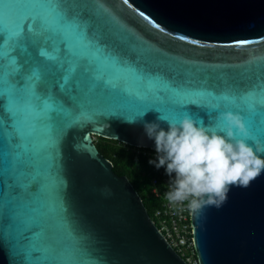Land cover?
Masks as SVG:
<instances>
[{"label": "water", "instance_id": "1", "mask_svg": "<svg viewBox=\"0 0 264 264\" xmlns=\"http://www.w3.org/2000/svg\"><path fill=\"white\" fill-rule=\"evenodd\" d=\"M44 3L0 0V27L13 35ZM64 7L107 56L96 57L75 31L69 50L34 34L13 52L25 83L20 102L0 116V264H188L95 138L156 151L145 124L167 131L161 117L190 114L210 125L219 106L242 116L249 142L264 148V111L251 91L264 80V0H64ZM107 57L124 70L113 71ZM166 84L181 90L169 94L174 110L156 95ZM213 91L239 97L214 101L205 94ZM190 96L199 99L189 106ZM192 227L198 264H264V172L248 187L231 186L221 207L192 215Z\"/></svg>", "mask_w": 264, "mask_h": 264}, {"label": "clouds", "instance_id": "2", "mask_svg": "<svg viewBox=\"0 0 264 264\" xmlns=\"http://www.w3.org/2000/svg\"><path fill=\"white\" fill-rule=\"evenodd\" d=\"M168 122L144 125L148 139L154 140L156 157L148 163L164 168L169 177L168 202L203 217L210 206L221 207L231 186L248 187L264 172V148H254L243 117L222 112L216 122L206 125L202 118L185 115ZM131 122V121H130Z\"/></svg>", "mask_w": 264, "mask_h": 264}, {"label": "snow or ice", "instance_id": "3", "mask_svg": "<svg viewBox=\"0 0 264 264\" xmlns=\"http://www.w3.org/2000/svg\"><path fill=\"white\" fill-rule=\"evenodd\" d=\"M127 2V0H125ZM30 25L27 35L25 33L24 25ZM75 31L80 35L81 39L84 40L89 47H92L95 51L96 57L103 58L107 56V53L103 48L98 44H94L87 37L86 32H84L76 18H74L70 12L64 7V0H46V3L41 5V11L27 15L23 17V24L18 23L14 34L9 36L6 34L2 27H0V116L4 115L5 110L10 106H14L20 102L19 91L21 85L25 82L19 79V74L22 72V67L18 64L13 55V52L18 48L25 39L32 37L34 34H38L42 40H45L47 43H53L59 41L61 47L64 50H69L71 47L69 33ZM8 41L9 51L6 53L4 51L3 45L4 42ZM41 55H46L45 52H41ZM108 60L113 65V71H123L124 66L118 61L112 60L111 57H107ZM52 59V57H49ZM58 59V57H57ZM83 60H88V57H82ZM7 65V69L6 66ZM69 71L75 73V68H69ZM38 72L32 73V80L35 81L37 78ZM7 89V91H6ZM181 90L174 85H165L164 88H161L156 95L160 98V107L165 110H174L179 105H174L169 100L170 93H178ZM246 93L250 91L249 89L244 90ZM258 97L259 103L256 105V108L259 109V112L264 111V80L257 82L256 85L251 89ZM146 95L151 93L148 90H145ZM210 99L216 100L219 98L223 101H236L239 97V94H219L205 92ZM199 99L198 96H190L186 100L187 105H192L193 101ZM45 105V109H47ZM255 111V109H253ZM221 108L218 106L213 110L209 115L213 120L220 114ZM8 117L14 122L17 119V113L8 111ZM21 134H18L17 138H20ZM7 164V162H6ZM2 181V178H0ZM19 188L16 187L13 195L18 194ZM9 208H11V197H9ZM14 211V210H13ZM12 219L9 212L5 213V222H10ZM57 255H59V250H57Z\"/></svg>", "mask_w": 264, "mask_h": 264}, {"label": "trees", "instance_id": "4", "mask_svg": "<svg viewBox=\"0 0 264 264\" xmlns=\"http://www.w3.org/2000/svg\"><path fill=\"white\" fill-rule=\"evenodd\" d=\"M96 145L100 153L112 162L114 172L129 178L143 199L150 217L155 220V212L162 207L163 199L155 197L152 191L158 188L164 194L167 189L164 182H169V177L164 168L157 170L148 163L153 157L145 155L144 152L152 150L135 148L101 137H97ZM154 181H157L156 185Z\"/></svg>", "mask_w": 264, "mask_h": 264}, {"label": "built area", "instance_id": "5", "mask_svg": "<svg viewBox=\"0 0 264 264\" xmlns=\"http://www.w3.org/2000/svg\"><path fill=\"white\" fill-rule=\"evenodd\" d=\"M145 155L156 157V151L144 152ZM157 184V181H154ZM166 192L170 190L168 181L164 182ZM158 188L152 193L157 198L163 199L160 209L155 212V223L171 246L185 259L188 264H198L197 253L194 247V234L192 227V214L187 208L168 202L165 194Z\"/></svg>", "mask_w": 264, "mask_h": 264}, {"label": "rangeland", "instance_id": "6", "mask_svg": "<svg viewBox=\"0 0 264 264\" xmlns=\"http://www.w3.org/2000/svg\"><path fill=\"white\" fill-rule=\"evenodd\" d=\"M97 140V138H95V141Z\"/></svg>", "mask_w": 264, "mask_h": 264}]
</instances>
